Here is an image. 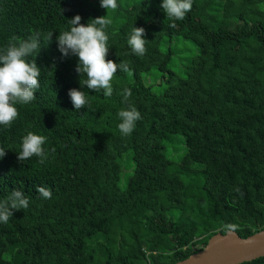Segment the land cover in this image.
Segmentation results:
<instances>
[{"label": "trees", "instance_id": "obj_1", "mask_svg": "<svg viewBox=\"0 0 264 264\" xmlns=\"http://www.w3.org/2000/svg\"><path fill=\"white\" fill-rule=\"evenodd\" d=\"M160 3L117 0L107 11V59L127 62L130 72L117 71L105 97L83 86L77 57L56 43L73 16L87 23L105 15L99 0H0V48L12 36L41 34L36 98L0 125V199L13 189L29 199L0 223V264H173L226 225L241 237L264 229V103L256 98L264 0H193L182 21L167 19ZM132 25L145 29L144 56L127 46ZM183 40L192 54L178 52ZM207 62L229 84L221 111L200 95ZM72 88L85 92V108H73ZM129 105L141 119L125 137L117 113ZM28 131L46 137L44 163L17 160ZM176 134L182 145L172 159L166 144ZM123 153L131 172L120 187ZM36 186L49 188L51 199ZM238 264H264V256Z\"/></svg>", "mask_w": 264, "mask_h": 264}, {"label": "clouds", "instance_id": "obj_2", "mask_svg": "<svg viewBox=\"0 0 264 264\" xmlns=\"http://www.w3.org/2000/svg\"><path fill=\"white\" fill-rule=\"evenodd\" d=\"M100 7L105 9L103 16L89 19L90 22L81 23L79 15L68 19V28L59 31L56 43L59 52L63 56L69 54L77 57L75 71L79 76L84 75L83 86L94 92H101L105 97L113 94L112 81L117 71L129 73L127 62L116 63L107 59L109 36L106 28L111 24L107 17L109 9L115 11L118 8L117 0H99ZM193 0H161L160 8L170 21H182L192 9ZM88 20V21H89ZM170 27H176L175 23ZM53 32L47 34L48 44L51 43ZM41 34L33 32L22 39L12 36L8 43L0 48V125L10 126L17 119L19 112L17 104H29L35 100V90L40 86L41 69L36 64V56L40 50ZM145 29L133 27L127 34V46L136 56H144L147 52ZM34 57V59H29ZM67 95L73 108L79 110L88 104L85 92L72 88ZM123 102L127 103L131 96V90L125 88L121 93ZM119 123L117 125L122 136H129L136 127V122L141 119L139 111L132 105L122 108L117 113ZM46 137L28 131L20 141V151L17 154L18 161L31 159L33 156L44 163L48 156L43 145ZM6 155V150L0 148V158ZM36 192L45 199H51L52 192L44 186H36ZM29 199L23 191L13 189L4 199H0V223H8L13 217L14 211L27 209ZM227 230L235 231L237 226L229 224Z\"/></svg>", "mask_w": 264, "mask_h": 264}, {"label": "water", "instance_id": "obj_3", "mask_svg": "<svg viewBox=\"0 0 264 264\" xmlns=\"http://www.w3.org/2000/svg\"><path fill=\"white\" fill-rule=\"evenodd\" d=\"M264 256V229L245 237L235 231H216L204 245L173 264H238Z\"/></svg>", "mask_w": 264, "mask_h": 264}, {"label": "rangeland", "instance_id": "obj_4", "mask_svg": "<svg viewBox=\"0 0 264 264\" xmlns=\"http://www.w3.org/2000/svg\"><path fill=\"white\" fill-rule=\"evenodd\" d=\"M205 18V15H203ZM176 44H179L178 52L183 55H190L194 50V46L191 42L187 40L177 41ZM225 58V57H224ZM229 88V84L222 80L219 76L218 71L207 62L204 73L202 74V86L200 89V95L207 99L210 103L211 108L214 111H221L222 107L220 103L223 101L224 95ZM257 101L264 103V78L262 79V84L260 89L256 94ZM182 137L179 134L173 135L170 141L166 144V153L167 155L175 159L176 153L175 149H180L181 151ZM126 153H123L119 158L121 162V168L118 178V185L123 187L128 179V176L131 172V161L127 159Z\"/></svg>", "mask_w": 264, "mask_h": 264}]
</instances>
